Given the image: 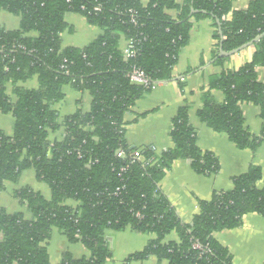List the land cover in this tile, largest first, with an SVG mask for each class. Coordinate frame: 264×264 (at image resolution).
I'll return each mask as SVG.
<instances>
[{
	"label": "trees",
	"instance_id": "trees-1",
	"mask_svg": "<svg viewBox=\"0 0 264 264\" xmlns=\"http://www.w3.org/2000/svg\"><path fill=\"white\" fill-rule=\"evenodd\" d=\"M235 1L183 0L178 5L175 0H0V11L20 19L17 30L0 27V112L14 119L12 136L0 131V191L32 170L51 194L46 200L29 187L13 192L32 220L0 209V264H50L43 244L53 229L90 253L88 258L65 254L59 264H106L112 256L106 232L126 229L156 236L126 263L155 257L168 264H232L229 251L212 235L240 227L247 214L264 216V189L256 187L260 169L251 166L233 178L231 190L200 201L198 214L185 224L159 183L178 160L189 162L197 174L213 176L219 171L217 158L197 147L186 106L171 121L172 148L160 155L150 146L127 145L124 116L155 86L173 79L195 21L212 23L214 65L227 60L218 56L220 41L223 51L230 52L264 33V0H252L238 11L232 9ZM68 13L81 15L102 34L83 48H63L60 36L68 29ZM122 37L131 43L130 58L120 49ZM253 48L250 62L209 79L197 112L207 127L226 134L238 149L251 151L264 138V81L256 75V68L264 67V37ZM135 70L147 85L131 82ZM34 77L37 89L17 86ZM9 84L15 101L7 93ZM66 86L89 93V111L60 117L54 106L63 101ZM213 90L223 93L222 102L213 100ZM244 103L260 108L259 136L244 126ZM60 130V141L48 139L50 132ZM120 151L123 158L117 156ZM173 231L179 242L163 243Z\"/></svg>",
	"mask_w": 264,
	"mask_h": 264
},
{
	"label": "crops",
	"instance_id": "crops-1",
	"mask_svg": "<svg viewBox=\"0 0 264 264\" xmlns=\"http://www.w3.org/2000/svg\"><path fill=\"white\" fill-rule=\"evenodd\" d=\"M252 0H236L234 11L245 9ZM146 4L148 0H141ZM182 5L183 0H175ZM176 17L175 13L171 14ZM64 20L68 29L61 34L63 48H83L99 37V28L87 24L84 17L68 13ZM20 19L6 12L0 11V27L6 30H17ZM214 28L211 21L200 20L193 23L189 33V43L181 50L177 64L173 69V79L164 84H158L150 93L138 100L124 116L126 123L125 140L133 149L150 146L156 155L172 148L169 136L171 121L181 107L189 109V123L196 133L197 147L203 152L212 153L218 160L219 171L213 176L195 173L190 163L184 160L175 161L159 183L160 191L167 198L179 219L190 224L199 212V202L209 201L216 192L229 191L233 188V178L247 173L251 166L261 171V179L256 187L264 189V138L255 151L240 150L224 133L214 132L202 123L197 112L202 107L204 94L207 92L208 82L212 76L222 71L238 70L251 61L254 48L249 47L236 55L227 58L220 65H214L213 50L216 41L213 39ZM34 35V34H33ZM120 49L128 46L122 37ZM258 81H264V67L256 68ZM17 86L28 90L38 88L37 77L19 83ZM12 85L7 86V93L13 101ZM64 99L54 106L61 118L74 114L77 110L89 111L91 97L87 92H76L70 86L63 88ZM216 102H222L223 93L218 90L210 91ZM244 126L250 134L259 136L263 121L260 118V108L244 103L241 105ZM14 119L10 114L0 112V131L6 136L13 134ZM63 131L49 133L50 141H60ZM22 187H29L40 193L46 200L50 199V189L44 183L37 181L34 171H24L17 184L6 183L5 189L0 191V209L9 214L21 213L26 220H32V215L25 206L13 196V192ZM75 206L72 201L66 203ZM213 239L225 247L232 256V264H264V216L254 213L247 214L242 219V225L233 230L213 233ZM154 234H138L130 229L122 232H106V241L112 250V256L106 264H168L166 260L150 257L142 262L126 263V258L142 251L148 242L155 240ZM1 240V235H0ZM176 232L165 236L163 243H178ZM49 256L50 264H59L65 254L75 258L90 257L89 251L81 244H72L57 229H53L50 239L43 244Z\"/></svg>",
	"mask_w": 264,
	"mask_h": 264
},
{
	"label": "built area",
	"instance_id": "built-area-1",
	"mask_svg": "<svg viewBox=\"0 0 264 264\" xmlns=\"http://www.w3.org/2000/svg\"><path fill=\"white\" fill-rule=\"evenodd\" d=\"M97 10V9H96ZM131 43L129 42L128 43V46L130 45ZM126 47V48H124L123 49V54H124V56L126 57V58H130V57H132L133 55H134V52H132L130 49H129V47ZM130 80H131V82L133 83V84H135V85H147V83H148V81H147V79L143 76V74L141 73V72H139V71H133L132 72V74H131V76H130ZM117 156L119 157V158H123L124 157V153L123 152H118V154H117ZM133 157L135 158V159H140L141 157H140V154H139V152H135L134 154H133ZM194 248H197V246L196 245H194Z\"/></svg>",
	"mask_w": 264,
	"mask_h": 264
},
{
	"label": "water",
	"instance_id": "water-1",
	"mask_svg": "<svg viewBox=\"0 0 264 264\" xmlns=\"http://www.w3.org/2000/svg\"><path fill=\"white\" fill-rule=\"evenodd\" d=\"M195 13L194 11L192 12V14ZM264 37V33L258 35L257 37H255L252 41L244 44L243 46L233 50V51H230V52H224L223 49H222V41H220V44H219V54L218 56L220 58H229L233 55H236L238 54L239 52L249 48V47H252L255 43H257L258 41H260L262 38Z\"/></svg>",
	"mask_w": 264,
	"mask_h": 264
}]
</instances>
